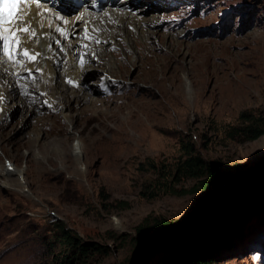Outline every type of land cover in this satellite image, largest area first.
Segmentation results:
<instances>
[{"label": "rangeland", "instance_id": "rangeland-1", "mask_svg": "<svg viewBox=\"0 0 264 264\" xmlns=\"http://www.w3.org/2000/svg\"><path fill=\"white\" fill-rule=\"evenodd\" d=\"M116 2L135 16L132 25L141 17L153 25L148 37L119 30L118 45L87 72L80 85L96 102L73 98L63 110L28 113L15 106L3 128L2 163L27 173L23 185H0V264H53L60 250L51 253L46 241L57 222L109 247L83 264H132L147 237L137 231L144 218L180 224L204 206L208 190L191 192L196 180L179 184L191 190L185 195H146L156 178L147 162H174L183 142L217 163L223 180L214 187L264 178V135L241 142L226 134L244 111L264 113V0ZM107 62L116 69L102 88ZM78 138L86 149L80 160L72 151ZM221 228L230 242L220 264H264V187L201 218L145 264Z\"/></svg>", "mask_w": 264, "mask_h": 264}, {"label": "bare ground", "instance_id": "bare-ground-1", "mask_svg": "<svg viewBox=\"0 0 264 264\" xmlns=\"http://www.w3.org/2000/svg\"><path fill=\"white\" fill-rule=\"evenodd\" d=\"M121 4L122 2L117 3L116 0H110V3L103 11L93 12L85 8L74 13L71 21L72 30L83 36L84 22L87 21L90 30L91 28L100 29L99 32L91 33V35L101 41L99 44L95 43L94 40H82L79 41L81 46L78 47L77 40H73L71 47L66 45L65 53H59L57 50V55L53 56V53L47 50L37 62L25 61L18 57L13 58L16 61L13 64L3 58L5 62L0 63V106H2V111L0 112V150H3L4 153L6 152L4 144L9 142V139L4 135L3 128L6 126L7 121H10L15 111V106L22 105L24 109H27V113L30 110H41L43 108L53 111L63 110L66 106L69 107L67 102L71 99L73 100V98L80 101L91 99L89 92H86L80 84L89 71L96 68L94 65L98 64V61H102L103 56L108 53L110 48L118 45L116 33L119 30L124 32V28L130 29V27L135 32L143 34L148 33L152 29V22L145 19L142 20V17L137 18L140 20H137L132 25L130 21L134 15L132 16L128 11L120 8ZM77 16H81L82 19L77 21ZM51 25L52 27L49 28L50 32L57 26L56 24ZM56 35L58 36V34ZM147 35L146 37H148ZM45 40L48 39L45 38ZM85 44L87 45L86 47L83 46ZM45 56L52 58L45 59ZM36 68H42V73H35V77L32 79L29 76L24 79L20 78V75L25 74L27 70L32 69L35 72ZM115 69L113 64L107 62L102 69L100 87L106 86L108 80L113 78L111 72L113 73ZM94 98L91 100L96 102ZM12 101H14L13 104H11ZM36 103L37 105H35ZM63 116L70 123L75 122L77 117L66 113ZM75 141L72 145L73 156H75L76 160H80L83 155L85 157L84 141L79 138ZM57 148L59 147L57 146ZM37 159L44 161L41 157H37ZM83 168L82 166L81 169L83 170ZM13 173L18 174L19 180L9 178V175ZM26 173L27 171H25L24 167L16 166L14 163L7 165L5 161L2 163L0 159V185H23L26 182L24 179V174Z\"/></svg>", "mask_w": 264, "mask_h": 264}, {"label": "trees", "instance_id": "trees-1", "mask_svg": "<svg viewBox=\"0 0 264 264\" xmlns=\"http://www.w3.org/2000/svg\"><path fill=\"white\" fill-rule=\"evenodd\" d=\"M226 134L230 139L241 142L258 139L264 135V113L255 114L244 111L237 124L228 126ZM147 165L156 174V178L150 180L146 186V195L148 194L150 197L157 196L159 192L185 195L191 190L178 189L179 184L185 180H196L197 185L191 192L208 190L214 194L212 195L214 203L220 204V201L223 200L222 195L211 190L222 179L219 166L216 162L206 160L198 154L191 143L183 142L182 154L174 162L165 164L148 161ZM235 179L236 181L230 184L231 191L235 190L234 186L239 185L236 182L239 179L243 180V177ZM260 184L259 180H255L252 186ZM226 206L228 205H224L217 211L223 210ZM198 221L186 229L194 227ZM213 221L214 219L210 220L209 225L214 226ZM178 225L173 220L149 215L137 226V231L142 235L166 236L173 233ZM206 231L204 229L200 235L198 234L195 239H192L187 246L183 245L180 250L177 248L167 251V254L163 255L157 264H220L224 260V248L230 242L227 233L229 229L227 231L225 228H221L208 233ZM46 243L51 253L60 250V255H57L53 264H83L97 255L108 253L109 250L106 245L83 239L76 231L61 222L54 224L51 236Z\"/></svg>", "mask_w": 264, "mask_h": 264}, {"label": "snow or ice", "instance_id": "snow-or-ice-1", "mask_svg": "<svg viewBox=\"0 0 264 264\" xmlns=\"http://www.w3.org/2000/svg\"><path fill=\"white\" fill-rule=\"evenodd\" d=\"M29 0H0V63H4L3 57H7V61L16 63L14 61V50L20 44V38L18 36L19 33H23L27 36V39H32L36 37V44L39 45L41 43V38L46 37L50 42L47 45V50L53 53V56L57 55V49L59 53L65 52V44L68 47H71V42L73 40H77L78 47L81 45L79 41L82 40H94L95 43L99 44L101 41L96 39L94 35L91 33L99 32V28H89V24L87 21L84 22L83 33L81 36L75 30H69L67 27H62L57 25L53 31L44 33L41 31L40 36L37 37V27L32 26L33 20L37 17H42L43 14L40 11H37L35 16H32L30 13L26 12L24 9V4L28 3ZM40 7V4L37 3V8ZM107 15V14H105ZM55 19L62 20L64 26L68 24V20L57 14ZM82 19L81 16H77L76 20L79 21ZM38 27L42 30L44 28L43 18L37 21ZM13 26H15V31H13ZM49 27L51 28V21H49ZM58 34V37L57 35ZM53 44L56 45V48L53 47ZM86 47L87 45H83ZM32 50L28 48L22 49L20 55L27 59L30 62H35L38 57L42 56V53L36 52L35 54H31ZM45 59H51L52 57L45 56ZM42 68H36L35 72L32 69L28 70V76L34 78L35 73H42ZM21 79L27 77H20Z\"/></svg>", "mask_w": 264, "mask_h": 264}, {"label": "water", "instance_id": "water-1", "mask_svg": "<svg viewBox=\"0 0 264 264\" xmlns=\"http://www.w3.org/2000/svg\"><path fill=\"white\" fill-rule=\"evenodd\" d=\"M239 178V177H236ZM223 180V177L222 179ZM220 180L221 183L222 181ZM255 180H259L261 184L259 186H252ZM236 179L233 178L229 181L224 182V186H216L213 187L211 190L216 191V194L222 195L223 200L220 201L221 203H214L213 200V192H207L204 206L198 214H195L185 220L184 222L180 223L177 228L174 230L173 233L166 235V236H151L150 234L147 235L145 240L137 249L135 258L132 264H145V262L149 259V257L160 247L166 244L168 241L172 240L177 234H179L182 230L191 226L195 221L200 220L202 217L210 215L215 211L221 209L224 205H229L234 202L241 201L248 196H251L258 191H260L264 187V178H254L252 180L247 181L246 179H239L236 183L239 185L234 186V191L230 190V184L235 182Z\"/></svg>", "mask_w": 264, "mask_h": 264}]
</instances>
